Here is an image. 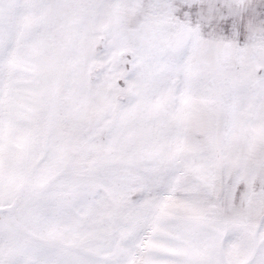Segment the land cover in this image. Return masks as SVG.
Masks as SVG:
<instances>
[{
	"label": "snow or ice",
	"instance_id": "1",
	"mask_svg": "<svg viewBox=\"0 0 264 264\" xmlns=\"http://www.w3.org/2000/svg\"><path fill=\"white\" fill-rule=\"evenodd\" d=\"M0 264H264V0H0Z\"/></svg>",
	"mask_w": 264,
	"mask_h": 264
}]
</instances>
